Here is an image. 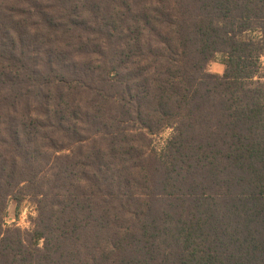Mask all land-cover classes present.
<instances>
[{"label":"trees","instance_id":"16d2710c","mask_svg":"<svg viewBox=\"0 0 264 264\" xmlns=\"http://www.w3.org/2000/svg\"><path fill=\"white\" fill-rule=\"evenodd\" d=\"M263 50L264 0L0 3V264H264Z\"/></svg>","mask_w":264,"mask_h":264},{"label":"rangeland","instance_id":"374dc122","mask_svg":"<svg viewBox=\"0 0 264 264\" xmlns=\"http://www.w3.org/2000/svg\"><path fill=\"white\" fill-rule=\"evenodd\" d=\"M10 0H0V3H8ZM19 16V15H18ZM19 18V17H17ZM23 19V16L21 17ZM26 20H23V23ZM42 27L38 28V32H40ZM59 32H52L49 39H52L54 35ZM76 34H80L79 29H76ZM260 34V28H257L254 31H248L243 34L245 38H252L253 40H259L258 37ZM64 37V36H63ZM61 37V38H63ZM59 38V39H61ZM45 43V40H44ZM222 59L221 56L216 54L212 57V59L205 65V70L210 74L221 75L223 72V65L221 64ZM259 71L257 75L253 78V81H264V77H259L264 75V50L261 53V56L258 60ZM66 87V86H65ZM62 94H67L66 89H64ZM66 101L64 100L63 104H60L59 109H63L65 107ZM20 110V108H18ZM3 112L1 111L0 114ZM64 116L67 117V114L64 112ZM43 122L46 121L47 115H41L39 117ZM173 131L172 128L163 129L158 134H152L147 136L149 143V148L158 154L162 152L166 141L171 137ZM57 139L59 143H63L62 133L57 134ZM38 144H42L37 142L35 146L38 147ZM46 151L45 148L42 149V155ZM57 154H64V152H59ZM42 175V174H41ZM47 177V176H44ZM38 184V183H37ZM43 191L46 190V187L42 188ZM13 196H7L5 198V202L3 205V209L0 211V231L5 232L9 229L18 230L24 237H26L33 228V224L36 221L37 217V209H38V201L41 198L40 193L37 189V186H33L28 188L25 184H20L18 189L14 191ZM1 235V234H0ZM28 238V236L26 237ZM40 247V243L38 245Z\"/></svg>","mask_w":264,"mask_h":264}]
</instances>
